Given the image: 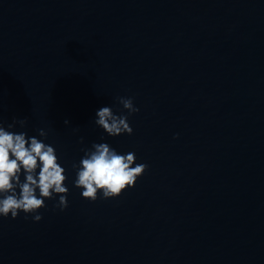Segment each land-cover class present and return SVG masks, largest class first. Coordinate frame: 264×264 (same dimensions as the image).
Instances as JSON below:
<instances>
[{
  "label": "water",
  "instance_id": "1",
  "mask_svg": "<svg viewBox=\"0 0 264 264\" xmlns=\"http://www.w3.org/2000/svg\"><path fill=\"white\" fill-rule=\"evenodd\" d=\"M116 150L111 264H264V0H104ZM177 135H173V134Z\"/></svg>",
  "mask_w": 264,
  "mask_h": 264
},
{
  "label": "clouds",
  "instance_id": "2",
  "mask_svg": "<svg viewBox=\"0 0 264 264\" xmlns=\"http://www.w3.org/2000/svg\"><path fill=\"white\" fill-rule=\"evenodd\" d=\"M117 99L126 113L114 112L111 105L104 104L95 109L93 116L95 125L109 136L131 134L133 129L127 117L139 111L132 96ZM25 120L16 116L11 121L0 120V216L16 218L23 212L25 219L31 214L33 221H39V209L46 207V199L53 200L54 209L67 207L68 176L55 146L47 142L46 130L38 128L36 134H29L23 130ZM68 123L65 118L64 124ZM82 152L79 160L71 164V183L80 189L82 197L91 201L98 196L116 197L133 187L148 166L137 162L133 151L119 152L103 138L100 142L92 141Z\"/></svg>",
  "mask_w": 264,
  "mask_h": 264
}]
</instances>
